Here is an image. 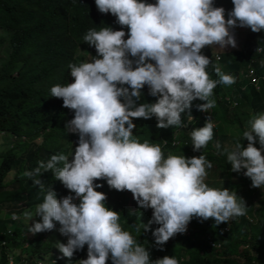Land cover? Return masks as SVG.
Masks as SVG:
<instances>
[{
	"label": "clouds",
	"instance_id": "9594fccd",
	"mask_svg": "<svg viewBox=\"0 0 264 264\" xmlns=\"http://www.w3.org/2000/svg\"><path fill=\"white\" fill-rule=\"evenodd\" d=\"M230 2L225 19V9L214 6V0H94L97 11L114 16L121 28L87 29L81 39L94 48L95 55L68 63L72 82L49 88V96L72 110L64 132L77 136L75 146L37 161L23 173L42 189L39 176L50 171L69 192L58 199L48 187L42 202L23 213L29 234L59 225L55 230L66 240L55 242L57 259H71L84 248L86 258L75 264H179L174 256L150 259L147 246L121 227L120 213L105 206V194L95 190L103 185L94 181L103 180L110 190L130 192L136 205L130 202L128 208L133 212L151 209L147 223L139 222L135 230L150 231L152 246L160 251L169 238L184 233L193 218L198 222L212 218L219 225L245 214L247 206L235 191L204 182L206 168L212 164L203 154L164 157L159 145L139 142L132 134V118H155L157 128L182 127L181 113L191 107L206 112L214 107L212 89L234 83V77L219 68L213 69L218 79L209 78L206 69L211 61L201 49L236 47V27L264 32V0ZM144 86L154 102H141ZM193 100L203 103L192 105ZM213 127L206 118L202 126L190 130L193 152L212 140ZM241 140L247 141L243 147ZM213 147L225 156L229 171L243 170L250 187H264V112L250 115L231 150L221 149L219 141ZM151 225L156 227L150 230Z\"/></svg>",
	"mask_w": 264,
	"mask_h": 264
},
{
	"label": "trees",
	"instance_id": "16d2710c",
	"mask_svg": "<svg viewBox=\"0 0 264 264\" xmlns=\"http://www.w3.org/2000/svg\"><path fill=\"white\" fill-rule=\"evenodd\" d=\"M146 2L153 3L154 0ZM214 6L223 7L227 19L226 13L232 7L230 0H214ZM114 20L110 14L99 13L94 0H0V48L4 44L9 47L6 58L0 61V132L15 139L0 153V212H4L0 214V264H8L9 260L13 264H39L46 255L49 257L44 264H52L50 258L56 260L55 264H73L70 258L57 259L60 253L55 249V243L46 240L53 230L28 238L26 226L15 231L9 225L14 222L12 216L42 202L48 187L54 190L58 199L69 194L58 180L53 179L50 171L39 176L42 189L32 185L31 178L23 173L34 168L37 161H46L57 152L70 151L72 138L64 132V123L72 118V110L61 107V99L49 96V88L72 82L67 64L80 63L75 56L77 49L95 55L94 48L82 42L86 30L104 26L120 29ZM123 30L126 39L127 27L123 26ZM235 30L250 31L247 27H236ZM250 34L257 35L255 42L247 37L240 48L219 52V59L209 46L201 49L211 61L206 69L209 78L218 79L213 69L219 68L232 75L234 83L217 84L212 89L213 137L200 152L191 150L190 131L182 130L176 134L179 127L157 128L155 118H132L133 136L139 142L147 140L159 145L164 157L203 154L212 164L211 168H206L204 182L209 187L235 191L247 206L244 215L219 225L213 223L212 218L203 222L193 218L186 231L176 234L173 242H165L160 251L152 246L150 231L135 230L139 222L147 223L150 209L137 208L133 212L128 208L130 202L135 204L130 192L110 190L103 180L94 181L103 185L95 190L105 194V206L120 213L121 227L129 231L137 243L147 246L150 259L168 255L174 256L179 264H264V187H250L247 177L229 171L225 156L213 147L214 142L219 141L221 149L231 150L225 142L234 146V133L238 135L246 127L251 114L264 112V32L251 31ZM258 47L261 48L259 52L256 51ZM250 68L253 69L251 76L248 75ZM252 76L256 78V86L250 83ZM140 92L141 102H154L155 98L148 95L147 86ZM225 92L231 95L234 106L224 99ZM191 103L195 105L201 101ZM188 114L196 119L192 128L205 122L200 111L191 107L180 114L182 124L190 117ZM174 136L180 145L172 144ZM240 143L243 147L247 141ZM254 146L259 147L255 143ZM11 172L12 176L6 180ZM45 173L48 176L45 177ZM56 226L59 225L56 224L54 229ZM154 227L156 225H151L150 230ZM56 234L61 237L57 231ZM63 239L61 243L65 242ZM210 241L218 246H212ZM76 255L86 258L85 249Z\"/></svg>",
	"mask_w": 264,
	"mask_h": 264
},
{
	"label": "rangeland",
	"instance_id": "374dc122",
	"mask_svg": "<svg viewBox=\"0 0 264 264\" xmlns=\"http://www.w3.org/2000/svg\"><path fill=\"white\" fill-rule=\"evenodd\" d=\"M2 30V29H1ZM0 30V31H1ZM249 32V33H248ZM248 32H246V33H242V32H239V31H237V30H235V32H234V39H235V42H236V47H234V48H240L241 46H242V44H243V42H244V40L245 39H247V37H249L252 41H256V34H250L251 33V30L250 31H248ZM254 33V32H253ZM212 50H213V52L214 53H219V52H223V51H227V50H230V49H233V48H231V47H226L223 51L222 50H219V49H217V48H215V47H212V46H209ZM8 50H9V47L7 46V44H4L1 48H0V61L1 60H3V59H5L6 58V55H7V52H8ZM89 56H92L91 55V53H89V52H86V51H83V50H77L76 51V58L80 61V62H82V61H87L88 59H89ZM225 91V90H224ZM226 93V92H225ZM230 96H229V94H225L224 95V98H229ZM201 103H203L202 101H201ZM229 110H232L231 108L229 109ZM69 135L71 136V138H72V147L74 148V146H75V142H76V139H77V136L75 135V134H70L69 133ZM234 135H236L237 136V133H234ZM14 138H11L10 137V135H1L0 134V153L5 149V148H7L8 146H10L13 142H14ZM225 146L226 147H230V148H232V144H230L229 142H225ZM12 173L13 172H11L7 177H6V180H8L11 176H12ZM46 176H48V173H45V177ZM42 177H44V176H42ZM44 177V178H45ZM46 179H49V178H46ZM45 179V180H46ZM35 206V205H34ZM34 206H31V207H28V208H25V209H23V211L20 213V214H18L17 216H16V219L14 220V222H13V224L12 225H9V227H11V229L13 228L15 231H20L24 226H26V224H27V221H26V219L24 218V216H23V213L25 212V211H27V210H31V209H33L34 208ZM132 209H134V208H132ZM150 211H151V209H150ZM4 214V212L3 211H1L0 212V214ZM33 219H36V220H38V217H33ZM31 224V220L29 221V225ZM56 227H58V226H56ZM37 234H39V233H36L35 235H37ZM32 236H34L33 234H29V233H27V237L28 238H31ZM175 236L176 235H174L173 237H171V238H169V240L168 241H166V242H168V243H171V242H173L174 240H175ZM63 238H65V239H63ZM62 239L63 240H66V237H63V236H61V237H57V234H56V230L55 229H53V231H52V233H50L47 237H46V240L48 241V242H50V241H53L54 243L56 242V241H60V242H62ZM75 254H76V252H75ZM48 257H49V255H46L45 256V260L44 261H41L40 263L41 264H44V263H46L47 261H48ZM71 259L73 260V264H75V262L77 261V259H82V258H79V257H75V255H74V257H71ZM240 261H242V259H240ZM39 263V264H40Z\"/></svg>",
	"mask_w": 264,
	"mask_h": 264
},
{
	"label": "built area",
	"instance_id": "2783aa9c",
	"mask_svg": "<svg viewBox=\"0 0 264 264\" xmlns=\"http://www.w3.org/2000/svg\"><path fill=\"white\" fill-rule=\"evenodd\" d=\"M258 49H260V51H261V48H260V47H259ZM258 52H259V51H258ZM262 63L264 64V61H262ZM252 72H253V69L250 68V70H249V75H250V76L253 75ZM251 82L254 83V84H256V78L252 76ZM226 100L229 101V102H231L230 105H232V106L235 105V103L232 101L231 98H226ZM210 114H211V109L207 110V111L204 112V113H203V112H200V117H202V119H203L204 121H205L206 118H207V120L211 121ZM211 122H212V121H211ZM195 124H196V119H195L194 117H189V118L186 120V122L182 124L183 126L178 128V130L176 131V134H177L179 131H182V130L189 132V131L191 130V128H192ZM162 144H164V142H163ZM172 144H174L175 146H178V145L180 144V141L177 140V138H175V136H174ZM242 171H243V170H241V173H240V174L243 176ZM12 219H13V217H12ZM210 244H211L212 246H215V247L218 246V244H215V243H213L212 241H210ZM8 264H13V263H12V260H9V263H8ZM243 264H246V263H243Z\"/></svg>",
	"mask_w": 264,
	"mask_h": 264
}]
</instances>
